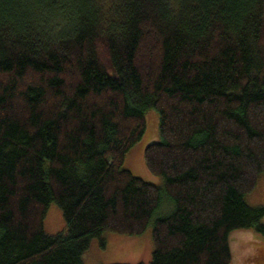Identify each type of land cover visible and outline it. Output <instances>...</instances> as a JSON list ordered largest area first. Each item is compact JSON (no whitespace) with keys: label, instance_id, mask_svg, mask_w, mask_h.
Returning a JSON list of instances; mask_svg holds the SVG:
<instances>
[{"label":"trees","instance_id":"obj_1","mask_svg":"<svg viewBox=\"0 0 264 264\" xmlns=\"http://www.w3.org/2000/svg\"><path fill=\"white\" fill-rule=\"evenodd\" d=\"M149 109L160 187L123 168ZM261 173L264 0H0V264H82L163 199L149 264H230L231 232L264 234Z\"/></svg>","mask_w":264,"mask_h":264},{"label":"rangeland","instance_id":"obj_2","mask_svg":"<svg viewBox=\"0 0 264 264\" xmlns=\"http://www.w3.org/2000/svg\"><path fill=\"white\" fill-rule=\"evenodd\" d=\"M144 119V132L125 154L123 168L144 182L160 187L163 183L162 178L149 172L143 159L145 146L159 141L158 114L154 109H149ZM244 200L249 206L261 207L264 210V173L258 176L254 189L245 195ZM171 207V203L163 199L157 212L139 235L103 233L101 239L105 243L104 247L100 246L99 238H93L82 255V264H149L153 250L152 221L157 216L167 214ZM261 222L264 224V215ZM43 229L50 235L64 230L61 210L54 202L46 207ZM229 247L230 264H264V234L260 232L253 229L233 231L229 235Z\"/></svg>","mask_w":264,"mask_h":264}]
</instances>
